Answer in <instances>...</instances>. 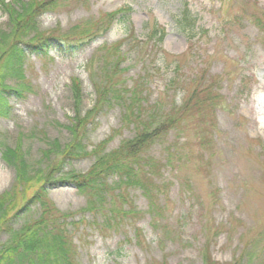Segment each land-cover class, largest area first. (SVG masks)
Returning <instances> with one entry per match:
<instances>
[{
	"label": "rangeland",
	"instance_id": "obj_1",
	"mask_svg": "<svg viewBox=\"0 0 264 264\" xmlns=\"http://www.w3.org/2000/svg\"><path fill=\"white\" fill-rule=\"evenodd\" d=\"M186 8L196 18L192 33L177 23ZM263 21L264 0H60L39 18V32L56 37L53 50L28 59L32 90L13 97L10 117L0 119V149L21 144L37 173L62 162L57 177L87 173L93 157L63 160L59 150L72 140L74 79L83 86L86 112L96 105L95 80L127 87L123 101L88 119V151L106 141L109 151L117 149L138 134L139 121H152L154 130L178 114L175 127L148 153L162 165L153 179L162 188V215L152 218L141 189L121 185L114 195H129L138 216L115 230L98 229L103 217L83 210L85 191L71 181L49 184L56 209L74 215L70 231L80 264H207L210 258L232 264L251 243L259 248L252 264H264ZM7 24L0 10V33L8 32ZM159 27L166 29L162 43L152 36ZM211 86L213 108L182 119L194 109L179 113L195 90ZM14 178L0 150V196ZM119 183L118 177L109 181L112 188ZM31 184L32 191L42 186L38 179ZM20 210L10 212L16 230L40 216ZM2 234L6 241L9 235Z\"/></svg>",
	"mask_w": 264,
	"mask_h": 264
},
{
	"label": "trees",
	"instance_id": "obj_2",
	"mask_svg": "<svg viewBox=\"0 0 264 264\" xmlns=\"http://www.w3.org/2000/svg\"><path fill=\"white\" fill-rule=\"evenodd\" d=\"M59 1L12 0V3H6L0 0V10L8 17V24L5 27L8 32L0 33V119L10 117V101L13 97L26 98L32 90L27 77L30 56L47 57L51 54L52 43L56 37L41 34L38 23L39 18L55 8ZM119 13H114L110 17L116 19ZM177 23L183 31L188 27L192 33L196 26V18L186 8ZM261 27L264 29V21ZM152 36L153 39L162 43L166 37V29L159 27V30L153 31ZM193 37L194 35H191L189 39H194ZM75 40L79 42L84 38ZM119 47H116L115 51H118ZM112 73L109 72L107 76L109 79ZM72 82L75 110L74 116L70 118L71 126L68 128L72 134V140L59 150L62 151L63 160L93 157L95 162L85 174L66 173L62 177H57L63 172L61 168L64 165L63 162L37 173L40 168L28 160L26 149L21 144L15 148L0 149L3 160L15 171L12 188L0 196V264H80L77 259V246L70 231V225L73 224L70 218L74 215L61 214L56 209L49 198L48 186L52 182L71 181L77 188L88 194L87 206L83 210L87 213H94L97 217H103L101 223H98L101 228L98 229L115 230L123 225L124 219L138 216L139 212L126 197L129 195H114L121 190V185L137 187L143 191L151 201L152 218L164 213L158 203L162 188L153 182L154 177L160 175L162 165L148 153L157 139L167 135L175 127L178 114L176 113L175 117L170 116L154 130H152V121L146 120L144 124L139 121L141 124L138 127V134L132 139L122 141L117 149L109 151L108 141H106L92 151H88L85 144L88 119L93 113H101L113 104L123 101V95L127 91H123L122 88L127 87L121 85V82H116L120 84L117 85L107 78L102 80V83L95 80L96 105L88 112L83 110V113L81 108L85 101L83 86L78 79ZM212 89L213 86L195 90L179 113L190 106L194 109L185 112L182 119L192 111L198 112L213 108L215 98L211 95ZM127 103L130 104V101ZM130 116L141 119L136 111H131ZM54 152L52 149L44 151L43 158L49 159ZM113 177H118L120 180L115 188L109 184ZM35 179L40 180L42 186L32 191L31 182ZM29 189L32 194L26 199L24 197ZM21 198L23 199L20 202ZM129 203L131 205L129 210L124 209ZM18 208H21L20 212L25 214L36 210L40 212V216L33 225H27V223L16 230L13 227V216L11 217L10 212ZM2 233L9 235L6 241H2ZM246 247L242 255L232 264H252L257 256L258 243H251ZM207 264L217 263L210 258Z\"/></svg>",
	"mask_w": 264,
	"mask_h": 264
}]
</instances>
